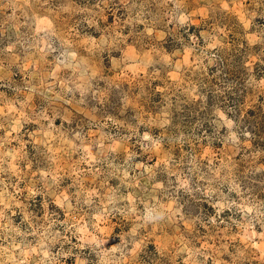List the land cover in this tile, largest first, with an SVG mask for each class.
Here are the masks:
<instances>
[{
	"label": "rangeland",
	"instance_id": "rangeland-1",
	"mask_svg": "<svg viewBox=\"0 0 264 264\" xmlns=\"http://www.w3.org/2000/svg\"><path fill=\"white\" fill-rule=\"evenodd\" d=\"M0 264H264V0H0Z\"/></svg>",
	"mask_w": 264,
	"mask_h": 264
}]
</instances>
